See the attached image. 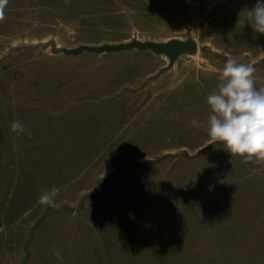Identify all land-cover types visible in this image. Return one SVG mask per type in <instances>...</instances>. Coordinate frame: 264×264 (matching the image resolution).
Returning <instances> with one entry per match:
<instances>
[{
	"label": "rangeland",
	"instance_id": "1",
	"mask_svg": "<svg viewBox=\"0 0 264 264\" xmlns=\"http://www.w3.org/2000/svg\"><path fill=\"white\" fill-rule=\"evenodd\" d=\"M255 3L8 0L0 264H264V163L207 134L206 98L229 57L264 85V34L246 20ZM134 38L198 49L161 73L168 58L148 50L52 51ZM52 187L55 206L39 204Z\"/></svg>",
	"mask_w": 264,
	"mask_h": 264
},
{
	"label": "clouds",
	"instance_id": "2",
	"mask_svg": "<svg viewBox=\"0 0 264 264\" xmlns=\"http://www.w3.org/2000/svg\"><path fill=\"white\" fill-rule=\"evenodd\" d=\"M8 0H0V23L6 19ZM247 23L259 34H264V2L256 3L247 10ZM255 67L229 57L220 75L217 90L208 94L206 102L211 109L207 134L209 144H221L231 154L242 158L244 163H264V85L256 86ZM10 129L17 135L25 133L27 126L14 120ZM31 134L30 132L28 133ZM60 189L42 190L38 203L55 206ZM0 231H3L0 228ZM58 260L63 256L54 253Z\"/></svg>",
	"mask_w": 264,
	"mask_h": 264
},
{
	"label": "water",
	"instance_id": "3",
	"mask_svg": "<svg viewBox=\"0 0 264 264\" xmlns=\"http://www.w3.org/2000/svg\"><path fill=\"white\" fill-rule=\"evenodd\" d=\"M128 49H137L140 51H151L157 55H164L168 58L166 66L159 70V73L166 71L172 67L176 60L183 55H194L197 52L198 46L192 39H170L165 42L156 41H141L136 38L129 42L117 43V44H102L99 46L94 45H80L76 48H62L56 47L52 44V51L54 53H63L66 55H77L84 51L90 53H103V52H118Z\"/></svg>",
	"mask_w": 264,
	"mask_h": 264
}]
</instances>
